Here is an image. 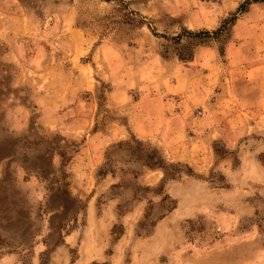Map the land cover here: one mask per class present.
<instances>
[{
  "label": "rangeland",
  "instance_id": "1",
  "mask_svg": "<svg viewBox=\"0 0 264 264\" xmlns=\"http://www.w3.org/2000/svg\"><path fill=\"white\" fill-rule=\"evenodd\" d=\"M245 1L0 0V264H264V0ZM162 190L175 208L139 228Z\"/></svg>",
  "mask_w": 264,
  "mask_h": 264
},
{
  "label": "trees",
  "instance_id": "2",
  "mask_svg": "<svg viewBox=\"0 0 264 264\" xmlns=\"http://www.w3.org/2000/svg\"><path fill=\"white\" fill-rule=\"evenodd\" d=\"M257 1H262V0H246L245 3L241 4L240 7L244 6L246 3L257 2ZM186 32L190 36H199L201 34L209 35L208 31H199V32L186 31ZM150 161L146 163L148 166H150V167H159V168H161L163 170V172H164L163 182H165L166 179H168V178H175L176 176H179L180 173H181V170H179V169L175 170V172L174 171H170L168 166H166L162 162L161 159L150 160ZM172 166H174L173 167V169H174L175 165H172ZM186 167H187V171L186 172L187 173H191L192 170L188 166H186ZM161 189H163V185L161 186ZM159 194L160 195L162 194V195H161V198L158 201V203L155 205V210L152 209L153 205H150L145 210V212L143 214V219L138 224L139 228L145 229L148 225L149 226H154L155 222L158 219L162 218L166 213H168L173 208H175L176 200L170 199L168 194H163V190L160 191ZM169 199H170V202L168 204L165 203V201H167ZM200 218L203 219V216H199V219ZM186 222L188 223V229L185 231L186 234H192V233H194V231H203L204 230L202 226H198L197 225V223L199 222L198 218H195V219L189 218V219L186 220ZM211 229H213V228L211 227ZM211 231L212 232L210 233L209 243L217 240L221 236L216 229H213ZM148 232H149V230H148Z\"/></svg>",
  "mask_w": 264,
  "mask_h": 264
},
{
  "label": "crops",
  "instance_id": "3",
  "mask_svg": "<svg viewBox=\"0 0 264 264\" xmlns=\"http://www.w3.org/2000/svg\"><path fill=\"white\" fill-rule=\"evenodd\" d=\"M202 115L205 116V113L203 112ZM263 116H264V110H263ZM230 168H231V166H230V167H227L226 170L230 172ZM233 179L235 180V182H239V181H241V180H240L236 175H234V174H233ZM87 213H89V215H90V210H88V206H87Z\"/></svg>",
  "mask_w": 264,
  "mask_h": 264
}]
</instances>
